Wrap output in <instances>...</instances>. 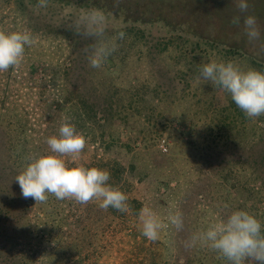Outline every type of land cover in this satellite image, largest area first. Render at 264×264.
Listing matches in <instances>:
<instances>
[{
	"label": "rangeland",
	"instance_id": "374dc122",
	"mask_svg": "<svg viewBox=\"0 0 264 264\" xmlns=\"http://www.w3.org/2000/svg\"><path fill=\"white\" fill-rule=\"evenodd\" d=\"M124 3L138 5L139 11L131 19L108 17V36L126 35L101 68H92L88 56L95 41L69 27L88 9L76 10L75 0H48L47 7L0 0V30L27 29L38 37L18 68L0 72V172L5 177L0 206L10 201L8 194L23 198L15 178L31 157L51 154L47 138L59 135L65 121L76 126V113L57 107L56 99L84 95L106 101L112 95L109 103L118 110L96 130L105 131L106 142L92 141L86 127L76 126L89 140L81 159L69 166L107 170L118 161L119 183L129 199L148 203L162 218L180 211L184 228L170 227L149 241L141 235L137 214L49 194L45 203L34 200L36 217L29 218L18 203L5 205L10 211L0 215V264H215L217 252L198 244L185 247V241L236 210L264 224L255 209L264 205V193L249 197L240 188L248 181L260 183L252 166L264 152V115L248 118L229 93L197 79L199 68L211 61L264 72V43L250 44L242 22L232 24L241 15L235 0ZM249 3L248 14L256 16L264 40V0ZM165 20L193 30L169 31L161 23ZM195 34L225 44L200 41ZM70 60L72 72L66 75ZM46 219L53 229L47 224L43 238H32Z\"/></svg>",
	"mask_w": 264,
	"mask_h": 264
},
{
	"label": "clouds",
	"instance_id": "9594fccd",
	"mask_svg": "<svg viewBox=\"0 0 264 264\" xmlns=\"http://www.w3.org/2000/svg\"><path fill=\"white\" fill-rule=\"evenodd\" d=\"M235 3L241 15L234 16L232 24L240 26L242 22L250 44L264 43L256 16L248 14L249 0H235ZM47 4L48 0H39L38 6L47 7ZM69 27L75 34L95 41L88 56L92 68H101L117 51L118 41L126 35L119 31L108 36V17L96 8L78 15ZM37 42L38 37L27 29L0 30V72L18 68L24 60L26 48ZM197 79L209 81L229 93L248 118L264 115V72L241 70L232 61H211L199 68ZM88 140L70 121L62 123L59 135L46 140L51 154L31 157L25 170L16 176L23 198L45 203L51 194L58 200L71 199L79 204L97 202L103 210L111 207L130 214L129 196L121 188L108 183L111 179L108 170L80 164L69 166L81 159ZM138 222L141 235L153 242L170 227L177 231L184 228V216L180 211H170L166 218H162L148 203L139 210ZM197 244L217 252L229 264H264V224L246 210L233 211L185 241V247Z\"/></svg>",
	"mask_w": 264,
	"mask_h": 264
},
{
	"label": "trees",
	"instance_id": "16d2710c",
	"mask_svg": "<svg viewBox=\"0 0 264 264\" xmlns=\"http://www.w3.org/2000/svg\"><path fill=\"white\" fill-rule=\"evenodd\" d=\"M19 4L22 5L21 3L23 2V0H18ZM29 2L33 3V4H37L39 2V0H28ZM54 2H60L61 0H52ZM93 0H75L76 3V10H85V9H93V8H97L102 10L107 17L113 16L116 18L122 17V16H127V19L129 16H135V14H137V12L139 11L138 5H135V7H131L129 5H127L126 3H124V0H119V3H117V0H113V1H108V0H98V2L92 3ZM66 3H69V1H66ZM129 4V3H128ZM67 5V4H64ZM62 5V6H64ZM65 9V8H64ZM259 9H255V12H258ZM130 18V17H129ZM139 18V17H138ZM131 19V18H130ZM135 20H139V19H135ZM140 22H144L145 25H152V21L148 22L145 20H139ZM166 28L169 29V31L172 32H182L185 34H188L187 32H192V28L185 25H182V22H178L177 24H173V22H168V21H162L161 22ZM194 36H196L200 41L201 40H206L208 42H211V44L213 45H223L225 43H223L222 41H220L219 39H207L204 38V36L199 35V34H195ZM227 48L231 51L238 49L237 47H231V46H227ZM72 61V60H70ZM73 61L71 63H66L65 64V74L69 75L72 72V68H73ZM107 71L106 74L109 75L112 73L111 70H109L110 67H106ZM64 71V69H63ZM115 87V86H114ZM118 88V87H116ZM83 95V94H82ZM90 97H85L84 95L77 99V97L72 98V99H66L64 98V100H58L56 99V106H68L71 107V111L73 110V116H75L76 121L75 124L77 127H86L85 133L87 134V136L92 137V141L97 142V140H101L103 142H106V137H105V131L101 130L100 133L99 131H96L97 128H100V126H103L104 124H106V122L108 121L109 117L114 116V113L117 112L118 107L116 105V108H114V104L112 102L109 103V101L112 100V95H110L109 100H97V99H89ZM100 98V95L99 97ZM112 103V104H111ZM67 108V107H66ZM54 116V115H52ZM229 120V119H228ZM91 122V124H90ZM78 129V128H77ZM95 131V132H94ZM96 133L100 134V136L96 135ZM38 147V146H37ZM100 161V160H99ZM29 163V162H28ZM27 163V165H28ZM119 162L116 161L115 164H113L112 166L108 167L107 170L110 172L111 174V179L109 180V184H111L113 187H119L121 188L122 191L126 192L124 189V184H120L119 183V179L118 176L120 175V171H119ZM255 169L256 172V176L260 183L259 185H252L251 181H248L246 184L242 185L240 188L243 189L244 191H246L247 193H249V197L251 196H262L264 193V152L262 155L259 154L258 157V162L252 166ZM251 167V168H252ZM226 169V168H225ZM224 169V170H225ZM4 174H2L0 172V198H2L3 200H5L2 190V185L4 183H2V178L5 179V177H3ZM234 186V185H233ZM238 188V187H236ZM7 189H4V194H8ZM11 199L9 202L5 203V201L1 202V206H0V215H8V212L10 211L9 208H5V205L7 207H12L13 203L15 202L20 204V206H22V210H25V212L28 211V217H36L37 215H39L37 212H33L34 210V205H35V201L34 199L28 198V199H21L20 195L16 196H11L10 194H8ZM22 200V201H21ZM21 201V202H20ZM22 203V204H21ZM128 203L131 206L132 209V213L137 214L139 213V210L143 207V203L141 201H139L136 198H132L129 199ZM261 203V202H259ZM243 206H245V203L241 204ZM257 208V211L260 212L262 215H264V205L261 206H257L255 207V209ZM24 212V213H25ZM125 214V213H122ZM52 222L54 223L53 219ZM47 224H50V228L51 230L53 229L50 223V219H46L43 222H40V227L41 225H43V227L40 230H37L36 233H34V235H32V238H43L44 235V226H46ZM50 230V231H51ZM30 233L32 232V230L29 231ZM31 238V239H32ZM216 255V260H215V264L220 263L221 261H223L225 258H223L222 256H220L217 253ZM219 260V261H218ZM248 264H255V262H248Z\"/></svg>",
	"mask_w": 264,
	"mask_h": 264
}]
</instances>
